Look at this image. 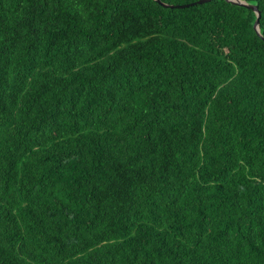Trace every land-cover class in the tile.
Here are the masks:
<instances>
[{
  "label": "trees",
  "instance_id": "1",
  "mask_svg": "<svg viewBox=\"0 0 264 264\" xmlns=\"http://www.w3.org/2000/svg\"><path fill=\"white\" fill-rule=\"evenodd\" d=\"M255 20L0 0V264H264Z\"/></svg>",
  "mask_w": 264,
  "mask_h": 264
},
{
  "label": "water",
  "instance_id": "2",
  "mask_svg": "<svg viewBox=\"0 0 264 264\" xmlns=\"http://www.w3.org/2000/svg\"><path fill=\"white\" fill-rule=\"evenodd\" d=\"M154 1L157 4H159L160 6L162 5V7H164V8H169V9H183V8H188L189 6L202 5V4H205V3L210 2L211 0H198L197 2L188 4V5H178V6L165 5L160 0H154ZM224 1L227 2V3L233 4V5H237V6H240V7H244L246 9H248V10L253 11L255 13V15H256V20H255V23H254L253 28H254L255 33L259 37H261V35H260V28H259L260 12L258 11V9H257L256 6L249 5V4H247L243 0H224ZM262 40L264 41V38H262Z\"/></svg>",
  "mask_w": 264,
  "mask_h": 264
}]
</instances>
